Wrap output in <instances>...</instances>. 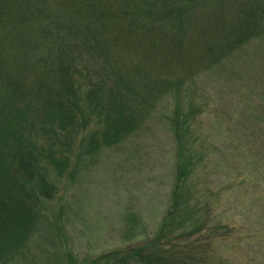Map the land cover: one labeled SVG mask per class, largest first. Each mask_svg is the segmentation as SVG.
I'll return each instance as SVG.
<instances>
[{
  "label": "rangeland",
  "instance_id": "rangeland-1",
  "mask_svg": "<svg viewBox=\"0 0 264 264\" xmlns=\"http://www.w3.org/2000/svg\"><path fill=\"white\" fill-rule=\"evenodd\" d=\"M239 1L259 32L222 56L201 42L188 61L163 56L149 72L172 84L139 129L76 151L27 246L0 264H264V0Z\"/></svg>",
  "mask_w": 264,
  "mask_h": 264
},
{
  "label": "trees",
  "instance_id": "trees-1",
  "mask_svg": "<svg viewBox=\"0 0 264 264\" xmlns=\"http://www.w3.org/2000/svg\"><path fill=\"white\" fill-rule=\"evenodd\" d=\"M194 1L0 0L2 262L27 246L76 151L93 158L139 129L172 84L149 72L163 56L188 61L196 42L222 56L259 32L239 0Z\"/></svg>",
  "mask_w": 264,
  "mask_h": 264
}]
</instances>
